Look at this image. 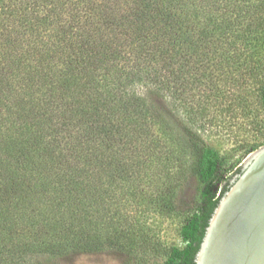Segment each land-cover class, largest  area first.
<instances>
[{"label": "trees", "instance_id": "trees-1", "mask_svg": "<svg viewBox=\"0 0 264 264\" xmlns=\"http://www.w3.org/2000/svg\"><path fill=\"white\" fill-rule=\"evenodd\" d=\"M248 91L252 139L232 160L193 122ZM263 144L264 0H0V264L102 251L194 264ZM149 205L182 215L183 247L142 232Z\"/></svg>", "mask_w": 264, "mask_h": 264}, {"label": "water", "instance_id": "water-1", "mask_svg": "<svg viewBox=\"0 0 264 264\" xmlns=\"http://www.w3.org/2000/svg\"><path fill=\"white\" fill-rule=\"evenodd\" d=\"M194 264H264V144L244 158L220 196Z\"/></svg>", "mask_w": 264, "mask_h": 264}, {"label": "rangeland", "instance_id": "rangeland-1", "mask_svg": "<svg viewBox=\"0 0 264 264\" xmlns=\"http://www.w3.org/2000/svg\"><path fill=\"white\" fill-rule=\"evenodd\" d=\"M246 94L248 102H245L244 106L224 107L216 102L212 112H210L209 120H206L208 115L206 117L197 115L196 121H192L193 126L208 144L214 146L220 154H229L232 160L240 153L236 150L237 146L245 140L252 139L248 131L250 127L247 124L248 117L252 115V111L249 110L252 97L249 91ZM176 109L180 114L188 112V108L179 103H176ZM243 160L244 158L237 166H240ZM193 190L194 185L190 183L185 191L186 195L190 196ZM140 209L145 210L142 214L139 210L137 211L142 232L153 240L160 250H167L171 246L180 248L185 245L180 235L181 214H163L155 210L152 205L142 206ZM25 258L23 264H122L121 257L111 251L69 256L27 255ZM151 258L160 260L162 257Z\"/></svg>", "mask_w": 264, "mask_h": 264}]
</instances>
